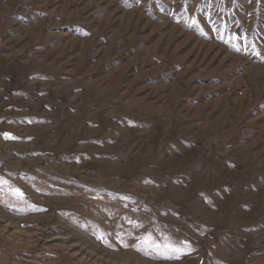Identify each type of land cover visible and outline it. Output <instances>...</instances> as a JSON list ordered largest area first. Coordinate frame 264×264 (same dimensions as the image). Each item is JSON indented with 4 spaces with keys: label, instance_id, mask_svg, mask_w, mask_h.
<instances>
[{
    "label": "rangeland",
    "instance_id": "rangeland-1",
    "mask_svg": "<svg viewBox=\"0 0 264 264\" xmlns=\"http://www.w3.org/2000/svg\"><path fill=\"white\" fill-rule=\"evenodd\" d=\"M3 212L0 264H264V0H0Z\"/></svg>",
    "mask_w": 264,
    "mask_h": 264
},
{
    "label": "bare ground",
    "instance_id": "bare-ground-1",
    "mask_svg": "<svg viewBox=\"0 0 264 264\" xmlns=\"http://www.w3.org/2000/svg\"><path fill=\"white\" fill-rule=\"evenodd\" d=\"M0 216L7 217L8 220L16 219V218L13 217L12 215H10V214H6L5 212L1 213ZM87 239H88V238H87ZM86 241L90 243L89 248H90L91 250H89V252H94V253L96 252L97 254H100V255L102 254V255H104V256L110 254V253H109L110 251H108V250H103L102 247H99L98 245L92 243L90 240H86ZM89 243H88V244H89ZM84 245H85V244H84ZM85 247H86V245H85ZM87 248H88V247H87ZM106 253H107V254H106Z\"/></svg>",
    "mask_w": 264,
    "mask_h": 264
},
{
    "label": "snow or ice",
    "instance_id": "snow-or-ice-1",
    "mask_svg": "<svg viewBox=\"0 0 264 264\" xmlns=\"http://www.w3.org/2000/svg\"><path fill=\"white\" fill-rule=\"evenodd\" d=\"M5 138H14V137H11V134H5ZM16 192L18 195H21V196L23 195V193L19 189H16ZM184 243L187 244V241H185ZM173 250L174 251H180L179 248H174ZM176 258H179V257L177 256Z\"/></svg>",
    "mask_w": 264,
    "mask_h": 264
}]
</instances>
